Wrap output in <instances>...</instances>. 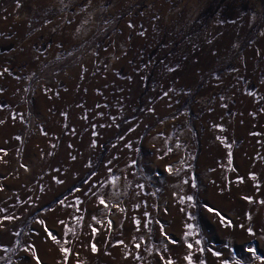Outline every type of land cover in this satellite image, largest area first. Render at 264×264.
Returning <instances> with one entry per match:
<instances>
[{"label": "rangeland", "instance_id": "rangeland-1", "mask_svg": "<svg viewBox=\"0 0 264 264\" xmlns=\"http://www.w3.org/2000/svg\"><path fill=\"white\" fill-rule=\"evenodd\" d=\"M0 122V264H264V0H0Z\"/></svg>", "mask_w": 264, "mask_h": 264}, {"label": "snow or ice", "instance_id": "snow-or-ice-1", "mask_svg": "<svg viewBox=\"0 0 264 264\" xmlns=\"http://www.w3.org/2000/svg\"><path fill=\"white\" fill-rule=\"evenodd\" d=\"M18 6H19V5H18ZM129 26L132 27L131 24H130ZM140 35H143V33H140ZM172 70H173V69H169V71H172ZM5 71H7V69H5ZM0 123H2V122H0ZM17 139H19V137H17ZM0 151H2V150H0ZM93 175H95V173H93ZM187 199L191 200L192 197H188ZM100 203H101V204H105V201H104L103 199H100ZM262 203H264V202H262ZM105 206H107V205L105 204ZM208 211L211 212V211H213V209H210V208H209ZM216 215H217V216H220V213H219V212H216ZM9 219H11V218H9ZM61 223H63V222H61ZM221 223H224V218H223L222 216H221ZM229 225H230V222H229ZM188 227H191V226L189 225ZM46 231H47V229H46ZM247 231H248V233H249L250 235L253 234V233H252V230H251L250 228L247 229ZM49 235L51 236V238H52L53 240L56 239V237H55L54 235H52L51 233H49ZM121 243H122V242H121ZM196 243L199 244L200 241L197 240ZM227 246H228V245L226 244L225 247H227ZM137 247H139V245H137ZM188 247L191 248L192 245H191V244H188ZM29 250H31V251L34 252V249H31V246H30L28 249H25V251H29ZM92 250H93V252L96 251L95 245L92 246ZM61 251L64 252V253H67V252H68V249L62 248ZM249 252L252 253L253 255H255V252H254L253 249L249 248ZM213 254H214V255H217V256L220 255V253H213ZM185 259L189 261V264H191V257H190V256H186ZM37 264H40V261H39L38 258H37ZM166 264H173V262H172L171 260H168V261L166 262ZM201 264H203V262H201Z\"/></svg>", "mask_w": 264, "mask_h": 264}, {"label": "bare ground", "instance_id": "bare-ground-1", "mask_svg": "<svg viewBox=\"0 0 264 264\" xmlns=\"http://www.w3.org/2000/svg\"><path fill=\"white\" fill-rule=\"evenodd\" d=\"M69 221H70V218H69ZM73 230H74V228H73Z\"/></svg>", "mask_w": 264, "mask_h": 264}]
</instances>
